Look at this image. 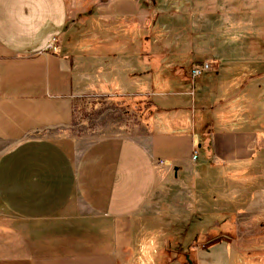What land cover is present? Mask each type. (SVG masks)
<instances>
[{"label":"crops","instance_id":"1","mask_svg":"<svg viewBox=\"0 0 264 264\" xmlns=\"http://www.w3.org/2000/svg\"><path fill=\"white\" fill-rule=\"evenodd\" d=\"M216 2L0 0V264H262L242 241L264 220V54L217 32ZM85 96L144 112L50 137Z\"/></svg>","mask_w":264,"mask_h":264},{"label":"rangeland","instance_id":"2","mask_svg":"<svg viewBox=\"0 0 264 264\" xmlns=\"http://www.w3.org/2000/svg\"><path fill=\"white\" fill-rule=\"evenodd\" d=\"M153 1V0H152ZM196 0H158V11L161 13H174L185 9H192ZM207 1V0H201ZM215 10L218 11V23L215 25L219 34L225 35L227 41L241 42L243 47L247 48L246 53H263L264 54V0H216ZM178 16L174 21V27L178 28ZM242 52V50L239 48ZM244 50V49H243ZM144 112V106L136 103L129 105L118 101L108 102L103 98L91 102V97L85 96L81 98L74 106L73 122L68 130L48 132V135L56 140L63 137L77 136L101 138L116 133H130L131 128L139 120V116ZM11 144L0 143V154ZM160 176H162L161 170ZM162 173V174H161ZM153 197L150 199V214L154 210L160 212L164 204L167 203L166 194H168L166 186L159 184ZM149 217V218H152ZM0 219H8L4 209L0 206ZM248 223L243 225L244 230L250 234L249 240L242 241L246 248H255L256 253L253 257L258 258L264 264V220L252 221L248 219ZM236 230V229H235ZM258 234V235H256ZM237 242V241H235ZM235 242H231L235 244ZM250 250L252 251V249Z\"/></svg>","mask_w":264,"mask_h":264},{"label":"built area","instance_id":"3","mask_svg":"<svg viewBox=\"0 0 264 264\" xmlns=\"http://www.w3.org/2000/svg\"><path fill=\"white\" fill-rule=\"evenodd\" d=\"M51 48L54 49L53 46ZM215 64H216L215 61L205 62V63H202L200 66L194 67L191 72V77L195 79V78L200 77L205 72L215 71V68H216ZM192 157L194 161L197 160L198 156L196 155V152L193 154Z\"/></svg>","mask_w":264,"mask_h":264},{"label":"trees","instance_id":"4","mask_svg":"<svg viewBox=\"0 0 264 264\" xmlns=\"http://www.w3.org/2000/svg\"><path fill=\"white\" fill-rule=\"evenodd\" d=\"M237 1L239 2V0H235V2H237ZM169 42H172V40H170ZM189 246H190V243H187L186 246H185V249L188 248Z\"/></svg>","mask_w":264,"mask_h":264}]
</instances>
